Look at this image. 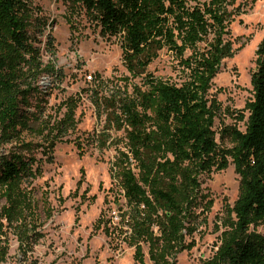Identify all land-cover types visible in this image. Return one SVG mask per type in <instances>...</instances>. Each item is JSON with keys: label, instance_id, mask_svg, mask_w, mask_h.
Returning <instances> with one entry per match:
<instances>
[{"label": "trees", "instance_id": "obj_1", "mask_svg": "<svg viewBox=\"0 0 264 264\" xmlns=\"http://www.w3.org/2000/svg\"><path fill=\"white\" fill-rule=\"evenodd\" d=\"M67 1L90 14L102 34L120 35L130 74L125 80L141 81L110 97L95 90L110 123L125 132L131 152L123 153L125 160L136 166L125 162L116 171L128 206L120 222L128 227L125 240L135 248V264H177L179 254L196 246L195 234L213 205L201 176L230 162L240 175L239 196L225 205L221 244L203 264H264V234L257 230L264 225V39L256 51L247 119L225 109L237 112V121L246 119L245 130L215 129L222 104L211 94L223 60L235 54L229 28L235 0ZM36 8L31 0H0V198L6 200L0 205V264L8 260L7 230L24 254L39 239L36 205L24 187L36 175V158L23 149L31 147L24 133L39 130L35 83L54 69L42 61L39 35L47 21ZM163 50L178 61L179 83L149 70ZM7 144L12 147L2 150Z\"/></svg>", "mask_w": 264, "mask_h": 264}, {"label": "rangeland", "instance_id": "obj_2", "mask_svg": "<svg viewBox=\"0 0 264 264\" xmlns=\"http://www.w3.org/2000/svg\"><path fill=\"white\" fill-rule=\"evenodd\" d=\"M31 1L47 21L39 35L42 61L54 69V74H44L35 83L41 92L34 96L42 117L39 130L24 133L31 147L23 149L36 158V175L24 187L36 205L39 239L24 254L17 235L7 230L10 250L2 264H135V248L125 240L128 227L120 222L119 215L128 206L116 171L125 162L134 170L136 166L133 159L125 160L123 153L131 155L125 132L110 123L108 110L95 101V90L99 97H110L118 91L131 92L141 81L125 80L130 74L120 35L102 34L90 14L67 0ZM230 8L236 12L229 27L235 54L223 60L211 89L222 104L215 120L218 131L226 125L245 130L256 51L264 39V0H235ZM149 70L171 82L182 80L178 61L167 50ZM226 108L242 111L245 121H237V112H225ZM201 181L213 205L195 234L196 246L179 254L177 264H190L195 255L207 251L221 232L218 225L225 205H233L239 196L240 175L232 162L224 170L202 175ZM5 202L0 198V205ZM257 230L264 234V225ZM144 249L149 262L148 247Z\"/></svg>", "mask_w": 264, "mask_h": 264}, {"label": "built area", "instance_id": "obj_3", "mask_svg": "<svg viewBox=\"0 0 264 264\" xmlns=\"http://www.w3.org/2000/svg\"><path fill=\"white\" fill-rule=\"evenodd\" d=\"M92 78V76L90 77ZM220 234L216 237V240L213 241L211 244L207 246V251H202L204 253H200L199 255H195L192 262L190 264H203V262L210 260L213 258L216 251L219 249V246L221 244V238Z\"/></svg>", "mask_w": 264, "mask_h": 264}]
</instances>
